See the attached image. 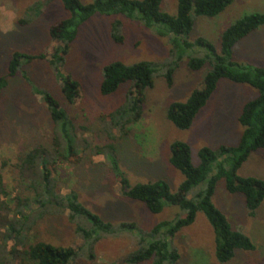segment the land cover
Here are the masks:
<instances>
[{"label":"rangeland","instance_id":"374dc122","mask_svg":"<svg viewBox=\"0 0 264 264\" xmlns=\"http://www.w3.org/2000/svg\"><path fill=\"white\" fill-rule=\"evenodd\" d=\"M81 1L88 4L93 0ZM41 4L44 5L41 7ZM162 10L176 14L177 0H163ZM255 13H264V0H233L216 17H197L189 40L195 42L205 38L220 51L223 32L241 18ZM68 17L60 0H0V76L7 75L16 52L44 54L49 58L58 46L50 31ZM117 20L123 24V43L115 42L111 35L112 23ZM206 55L207 50L202 47L185 49L176 67L173 85L169 86L165 73L175 58L171 55L168 38L160 37L153 27L140 19L98 13L79 28L78 37L71 44L60 71L55 70L48 59H37L10 78L9 86L0 93L2 158L14 162L20 149L51 140L53 124L41 96L33 93L35 89L54 94L74 121L79 137L88 141V145H81L85 152L83 160L60 166L53 176L59 193L75 191L83 205L115 229L103 234L95 246L93 259L88 257L85 248L78 251L75 264H119L145 247L141 246L142 238L147 239L143 233L151 232L164 221L175 222L187 215L177 206H167L160 214H152L144 203L122 195L120 180L113 167L105 156L95 155L93 149L108 143V132L117 137L113 143L117 146L120 167L132 186L164 180L173 192L184 181V176L170 163L173 142L183 141L190 145L195 166L200 163L198 153L202 148L218 150L221 146L239 143L242 131L239 116L243 105L257 96V91L248 85L221 80L189 130L177 129L167 117L172 103L186 101L193 91L202 87L211 67L207 63L202 69L193 70L189 63ZM234 58L264 68V25L237 44ZM115 62L159 65L153 87L144 92L143 116L131 126L128 137H121V133L112 128L108 116L125 103L132 85L125 83L110 96H103L100 91L104 69ZM60 73L71 76L80 84L79 96L73 104L65 100L61 91ZM238 175L264 180V149L252 153ZM205 187L206 184H202L197 191H203ZM213 202L232 228L245 233L256 246L254 251L238 250L227 264H264V203L255 217L250 216L244 196L229 193L224 180L217 183ZM34 232L56 246L80 249L84 244L67 215L46 217ZM169 242L171 248L180 253L178 264H221L216 257L214 230L203 213H198L195 222ZM13 245L10 242L3 250L8 253Z\"/></svg>","mask_w":264,"mask_h":264},{"label":"trees","instance_id":"16d2710c","mask_svg":"<svg viewBox=\"0 0 264 264\" xmlns=\"http://www.w3.org/2000/svg\"><path fill=\"white\" fill-rule=\"evenodd\" d=\"M60 1L69 17L50 31L58 46L49 58L44 54L14 53L7 75L0 76V93L9 86L10 78L16 77L37 59H48L52 67L60 71L71 44L78 37L79 28L98 13L140 19L148 27H153L160 37L168 38L171 55L175 58L165 73L169 86L173 85L176 67L185 49L198 46L207 50L206 57L193 59L189 63L193 70H200L207 63L211 67L202 87L193 91L186 101L174 102L168 108V119L181 131L192 127L221 80L248 85L257 91V96L243 105L239 116L242 131L236 146H221L218 150L204 147L198 153L200 163L195 166L188 143L175 141L171 144L170 163L184 176L176 192L164 180L132 186L126 172L120 167L117 146L113 143L117 137L110 132L108 143L93 148L95 155L105 156L107 163L113 167L124 197L144 203L152 214H160L167 206H177L187 212L184 218L175 222L164 221L151 232L143 233L147 239L142 238L141 246L145 247L119 264H142L147 261H152L151 264H178L180 253L171 248L169 240L183 228L191 226L198 213L206 216L214 230L219 263L232 261L238 250L254 251L256 246L252 240L242 231L232 228L227 217L214 204L213 197L217 183L224 180L229 193L244 196L250 216L255 217L264 203V180L238 175L251 154L264 149V68L241 63L234 58V47L264 25V13L245 16L227 28L221 36L218 51L207 39L199 38L191 42L189 36L197 17H216L233 0H177V12L173 15L162 10L163 0H93L88 4L81 0ZM111 31L115 42H124L121 21L113 22ZM158 71L159 65L152 62L133 65L115 62L104 69L100 90L103 96L115 94L125 83L132 85L125 103L108 116L112 128L118 130L121 137H128L131 126L141 120L144 92L153 87ZM59 77L65 100L73 104L79 96L80 84L69 75L60 73ZM32 91L41 96L48 111L53 124L52 137L48 143L20 149L14 162L0 156V264H75L78 251L85 248L88 257L93 259L95 246L103 234L112 233L115 228L83 205L75 191L59 193L58 183L53 176L54 171L64 164L80 163L85 153L81 145H88V141L79 137L74 121L54 94L42 89ZM202 184H206L205 189L197 191ZM57 215L68 216L76 234L84 242L83 247L56 246L36 235L34 231L40 221ZM131 227L135 226L131 224ZM10 242L14 245L7 253L3 248L6 249Z\"/></svg>","mask_w":264,"mask_h":264},{"label":"crops","instance_id":"0c3cea01","mask_svg":"<svg viewBox=\"0 0 264 264\" xmlns=\"http://www.w3.org/2000/svg\"><path fill=\"white\" fill-rule=\"evenodd\" d=\"M253 33H254V32H253ZM251 34H252V33H251ZM251 34H250V35H251ZM250 35H249V36H250ZM247 37H248V36H247ZM236 46H237V45H236ZM236 46H235V47H236ZM235 47H234V51H235ZM236 61H237V60H236Z\"/></svg>","mask_w":264,"mask_h":264}]
</instances>
